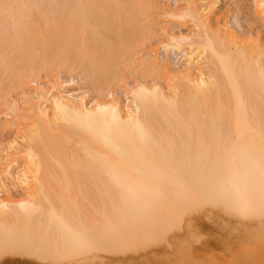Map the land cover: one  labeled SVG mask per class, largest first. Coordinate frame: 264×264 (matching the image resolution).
Listing matches in <instances>:
<instances>
[{
    "label": "bare ground",
    "instance_id": "6f19581e",
    "mask_svg": "<svg viewBox=\"0 0 264 264\" xmlns=\"http://www.w3.org/2000/svg\"><path fill=\"white\" fill-rule=\"evenodd\" d=\"M185 1L165 14L196 33L171 36L190 49L187 69L168 77L173 95L137 83L124 112L86 99L113 82L109 59L145 43L142 0H0V97L8 79L20 86L53 66L85 89L37 91L27 114L10 104L25 128L19 148H4L0 186L14 182L26 197L0 205V262L18 248L53 264H137L149 248L159 256L139 264H264V47L216 28L207 14L218 0ZM248 1L264 22V0H227L252 18ZM66 120L71 131L59 128ZM73 181L92 197L76 190L77 200Z\"/></svg>",
    "mask_w": 264,
    "mask_h": 264
},
{
    "label": "rangeland",
    "instance_id": "374dc122",
    "mask_svg": "<svg viewBox=\"0 0 264 264\" xmlns=\"http://www.w3.org/2000/svg\"><path fill=\"white\" fill-rule=\"evenodd\" d=\"M142 1L144 3V6L148 10L149 16H151L148 19V22L150 25V28L148 30L149 33L147 32V34L144 35L145 43L143 42L142 45H140L136 49V51L135 50L130 51L125 57H123L122 59L120 58L121 60L119 59V62H118V60L116 62L113 58H112L113 60L109 59V61L107 63V64H109L108 65L109 67H107V70L110 72V74L112 73L113 76H111L112 77L111 79L113 82H110L111 83L110 85L109 84L106 86L103 85V87H105L104 88L105 90L104 89L98 90L97 93L95 91L94 93H92L90 98L86 99V103H87L89 108L94 109L96 106L95 103H104V102H106V103H115V102L118 103L119 102V104L121 105L124 112L129 111L132 108V98L129 94V90H130L129 88L135 87L137 85V83H144L149 88H152L153 85L155 86V84H157L161 89H163V91L165 92V94L167 96L171 97L173 95V92H174L173 91L174 90V86H173L174 83L170 82L169 81L170 79L168 77L171 74H176V73H179L181 71H184V69H187V67H188L187 57H185V53L186 52L189 53L190 49H188V46H186L187 48L185 46H180V47L179 46L177 47L176 45L174 46V44H170V43H172L170 39H171V36H173V37L175 35L179 36L180 34H181L180 36H182V35L184 36V34L185 35L196 34V33H194L195 29H193V24H191L189 22L184 23L185 21L173 19L171 17L167 18V16L165 15L166 12H168V10L169 11L173 10L174 12H176V11L178 12V9L180 7H181L180 9L185 7L184 5L186 4V1L185 2H184V0H142ZM218 1H219L218 8L213 9V11L212 10L209 11V13H211V14H209V13L207 14V16H210L209 17L210 19L214 20V23L217 22L216 28L221 26L220 28H222V30L225 31L226 27L231 26L232 30L234 29V31H235V36L240 37L243 34L248 36V34H249L250 38H252L253 40L259 41L260 43H262V46L264 47V22L259 18L260 17L258 15L259 13H258L257 9L254 8V6H253L254 4H252L250 1H248V3L249 2L251 3L250 9H252V11H254V13L252 14V18H251V16H246V15L244 16L242 11L239 10L240 5H241L240 3L238 5H236V4H230V3L228 4L227 0H218ZM206 2H209V0H207ZM204 7H206V5ZM241 16L243 17V21L241 19L242 18ZM245 17H247V21H249V20L250 21L246 22ZM244 19H245L246 23L244 22ZM228 21H230L229 24L227 23ZM219 22H220V24H219ZM244 31H246V32H244ZM246 38L247 37H244L245 40H249L248 38L247 39ZM195 39H197V38H195ZM168 45H170L171 48H170V46L167 48ZM182 50L185 51V53ZM135 52H137L139 54L135 55L134 54ZM113 61H114V63H113ZM151 64H153V65L155 64L154 67H156L160 73H158L157 71H153V70L151 71L152 68H150V67H153V65H151ZM53 67H55V68H53ZM53 67L52 68L49 67L47 69L44 68V70H42V71L40 70V72L39 71L36 72L37 74L35 73L33 76H31V78L27 82L25 81V83L22 85L19 84L20 86H18V83H16V81L11 82L9 79H8L9 82L6 81V78H5V81L7 82V84L3 83L4 82V79H3L2 83H3V86L5 85L3 87L5 94L2 93L3 95L1 94L2 97H0V160H1V158L5 157V154L7 152V151L6 152L4 151L5 149L7 150V148H10L11 145H13V144L14 145L16 144L15 145L16 148L17 147L19 148V146H21L23 143L22 142V137H23L22 130L25 128V126L23 127L24 123H22V121H19L17 118L13 117L14 115L10 111V104L11 103L16 104L18 107V110L21 113L27 114L29 112V109L31 108L30 104H32V103H30V101L31 102L36 101L33 99L30 100L31 97L35 96V94L40 92V90H42V92L44 91L45 93L50 92L51 95L52 94L57 95V93L60 90L62 91V93L65 94V96L71 95L72 97H81L84 95L85 89L82 88L83 86H82V83H80L79 79H75L74 83L72 84L70 82L71 74L68 73L69 74V76H68V74L66 73V71L63 68H60L58 66H53ZM203 67L204 66H202V68ZM205 67H206V65H205ZM202 68H201V70H203L205 72V69L204 68L202 69ZM29 120H31V118H29ZM32 120H34V118ZM62 122L64 123L65 127L68 125L67 127L71 131V127L69 126L70 122L67 120H66L67 123L65 121H61V122H59L60 125L63 124ZM71 124L73 125V123H71ZM64 125L60 126L59 128L63 127L64 130L65 129L67 130L68 128L67 127L65 128ZM61 129L59 132H61ZM59 132L53 131L54 137L56 135L61 136V134ZM65 133L68 134L69 136L72 135V134L71 135L69 134L70 132L67 133L65 131ZM65 133L63 132L62 134L64 135ZM69 138H72V136ZM68 142H70V144L68 143L69 144L68 145V154L70 155L72 153V150H73L72 149L73 145L71 144L72 142L70 140ZM15 149H14V151H15ZM20 154L21 153L16 154L17 156L15 155L16 158H14V160L15 159L16 160L15 161L13 160L14 163H16L15 169H17V170H19L21 165L25 162V160H23V156H21L23 153L21 155ZM12 157H14V156H10V158H12ZM20 157H22V158H20ZM2 164H4V165H2ZM0 165H1L0 167H2V166H5L6 164L3 161H0ZM76 180L79 181L80 179L79 180L76 179ZM83 180H85V179H83ZM77 181H76V184L79 183V182L77 183ZM85 181H87V180H85ZM74 183L75 182L73 181V188L71 187L72 188L71 191L74 190L75 192H77L78 196H77V194H76V196H77V200H78L80 198L82 192L84 190H86L88 187L86 189H81L82 186L77 185V186H80V188H74V187H76V185L74 186ZM6 187L0 186V201H1L0 205L2 203H4V201H7V200H10V202L12 201L15 204L16 202H18V201H20L26 197L25 191L24 190L22 191V189L19 186L17 187L14 182L7 183ZM83 188H84V185H83ZM76 190H79L80 192L82 191L80 196H79L78 191H76ZM89 190L90 189H88V191ZM88 191L86 190V192H88ZM73 192H72V194H73ZM89 192H91V191H89ZM83 194L85 195L86 193L83 192ZM88 194L90 197H92L90 193H88ZM88 194H86V195L88 196ZM73 196H74V194H73ZM73 196H71L72 199H73ZM75 197H74V199H75ZM82 197H85V196H82ZM80 200L81 199H79V201ZM81 202H82L81 205L86 204V201H84V200ZM87 202H88V200H87ZM14 204H11L10 207L11 206L14 207ZM13 207H11V209ZM202 239H204V238H202ZM200 241H202V240L200 239ZM200 241H199V243L203 242V241L202 242H200ZM204 242H205V240H204ZM168 244H170L169 247L172 245L171 247L173 249V243L168 242L167 245ZM167 248H168V246H167ZM167 248H166V243H165L163 246H161L160 249H163L162 253L166 252L169 254ZM172 249H170V250H172ZM12 251H14V252H12ZM140 251L142 253L141 255H143L144 258L143 257H142L143 259L137 258L138 259V261L136 260L138 262L137 264L142 262V260L145 261V258H146V260H148L149 256H152L151 258L155 257L154 255H156V254L159 256V254H158L159 251L156 250L158 252L157 253V252H155L154 249L143 248V249H140ZM172 251L174 252V249ZM173 252H170V253H173ZM17 253H18V255H17ZM19 253H20V251L18 248L12 249L10 253H8L2 257L0 264H3V262L5 264H10V263L11 264H13V263L17 264L16 262H18L20 260L19 257H21L19 264H27L28 262L33 263V264H36V263L37 264H45V263L46 264H53V262L50 260H49L50 262L49 261H45V262L41 261V262H43V263H41L37 257L32 258L28 255H27L28 256L27 257L25 254L23 255V253H20L22 255L21 256ZM133 254L134 253H132V256H134ZM126 255L127 256H124V257H131V254L128 251H127ZM146 255L148 257H146ZM7 257H9V258H7ZM113 257L120 258L121 255L112 256V258ZM29 258L31 259L32 262L29 261ZM117 258H114V259H117ZM13 260H15V261H13ZM115 263L118 264V262H115ZM113 264H114V262H113Z\"/></svg>",
    "mask_w": 264,
    "mask_h": 264
}]
</instances>
